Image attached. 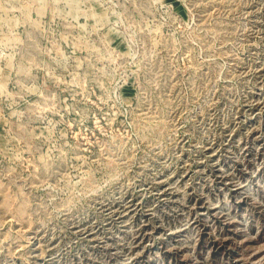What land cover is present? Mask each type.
I'll return each instance as SVG.
<instances>
[{
  "label": "rangeland",
  "instance_id": "rangeland-1",
  "mask_svg": "<svg viewBox=\"0 0 264 264\" xmlns=\"http://www.w3.org/2000/svg\"><path fill=\"white\" fill-rule=\"evenodd\" d=\"M0 264H264V0H0Z\"/></svg>",
  "mask_w": 264,
  "mask_h": 264
}]
</instances>
